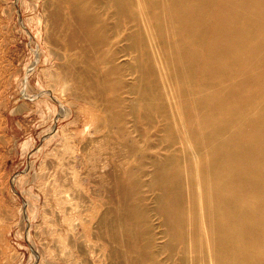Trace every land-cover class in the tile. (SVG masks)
<instances>
[{
  "label": "bare ground",
  "instance_id": "6f19581e",
  "mask_svg": "<svg viewBox=\"0 0 264 264\" xmlns=\"http://www.w3.org/2000/svg\"><path fill=\"white\" fill-rule=\"evenodd\" d=\"M68 3L71 16L58 7L53 19L65 26L68 46L103 64L97 88L113 95L103 106L109 124L130 137L144 122L142 142L126 139L136 160L126 184L115 180L126 205L103 221L112 236L128 232L130 251L146 250L149 264H162L157 228L167 260L264 264V0ZM130 117H137L131 133ZM145 189L157 191L152 209ZM135 193L139 203L128 205ZM153 216L159 227H145ZM146 233L136 247L134 236Z\"/></svg>",
  "mask_w": 264,
  "mask_h": 264
},
{
  "label": "rangeland",
  "instance_id": "374dc122",
  "mask_svg": "<svg viewBox=\"0 0 264 264\" xmlns=\"http://www.w3.org/2000/svg\"><path fill=\"white\" fill-rule=\"evenodd\" d=\"M68 2L0 0V264H128L139 256L140 264H149L142 259L146 250L130 251L128 232L118 231L117 242L103 224L114 220L115 210L123 215L126 204L115 180L128 182L125 170L136 156L126 139L142 142L144 122L130 137L109 124L103 106L113 95L97 88L103 64H94L98 55L92 59L68 46L65 26L53 19L58 7L71 16ZM87 83H95L94 90ZM136 120L128 119L129 133ZM156 194L145 189L149 209ZM140 196L135 193L128 205ZM147 221L145 227H159L158 216ZM161 231H155L159 260L179 264L159 250ZM134 237L139 248L150 235Z\"/></svg>",
  "mask_w": 264,
  "mask_h": 264
}]
</instances>
